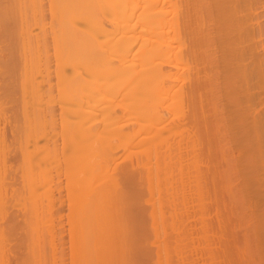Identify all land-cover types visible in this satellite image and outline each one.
<instances>
[{
    "label": "bare ground",
    "instance_id": "1",
    "mask_svg": "<svg viewBox=\"0 0 264 264\" xmlns=\"http://www.w3.org/2000/svg\"><path fill=\"white\" fill-rule=\"evenodd\" d=\"M2 25L13 38L0 69L18 71L14 84L4 74L19 91L12 116L39 140L59 123L71 144V264H130L145 226L124 179L146 191L155 264H172L179 207L189 216L191 189L197 204L207 186L217 264H264V0H1L5 37ZM1 93L3 115L13 102ZM26 139L19 153L39 142Z\"/></svg>",
    "mask_w": 264,
    "mask_h": 264
},
{
    "label": "rangeland",
    "instance_id": "2",
    "mask_svg": "<svg viewBox=\"0 0 264 264\" xmlns=\"http://www.w3.org/2000/svg\"><path fill=\"white\" fill-rule=\"evenodd\" d=\"M0 2H1V0H0ZM10 23L11 22H9V24ZM5 24L7 26L6 28H8V29L10 27H12L11 24H13V26H14V22H12L10 24L11 26L8 23H5ZM17 24L18 23H16L15 26ZM3 26L5 27V25H2V30H4L5 32L3 31L2 33H5L6 35L8 34L10 36L11 33L13 34L15 32V28H14L15 26L12 27V29L14 28L13 32H12V30L10 31V29H9V31L11 33L6 32L7 29L6 28L3 29L4 28ZM16 30H18V32H19V28L18 29L16 28ZM18 32H15V33L18 34ZM15 33L13 36H16V38H17V34L15 35ZM6 35H5V37H3V34L1 35V32H0V40L2 41L4 38H6L5 40L2 41V43L0 41V43H1L0 48L2 49V47H3V49H2L3 51L0 49V52H2L0 55V64L4 63V61H2V59L3 60H4V58L7 59V55H8L7 50L9 51V49L11 48L10 47L11 42H9V40H11V38H13V37L10 36L11 37L10 38L8 35L7 36ZM14 40H16V39H14ZM4 43H5V45H4ZM6 45H8L9 49L7 48ZM1 57H2V59H1ZM11 70L13 72V74H11L12 76L10 75V73H12ZM11 70H10L9 75H8V73H5V72L3 73V71L0 69V75H1L0 83L1 82L3 83V80L7 79L3 84L4 86L0 85L1 86L0 88L2 90V91L0 90V92H2L1 94L4 93V95H2V96L5 97V98L2 97V99L4 101L3 103H5V105H6L7 101H8L7 102L8 104H9V102L10 103L13 102L12 105L10 104L11 106H9V107H8V105L7 106L3 105V106H5L3 108L6 109L8 111V113L4 109H3V111H4L3 115H2V112L0 113L1 119L4 121L2 124V121L0 119V124L2 125V126L0 125L1 126L0 131L1 130L3 131V134H2L3 137L1 135V138H0L3 141V142L0 141L1 142L0 154H2V156H0L1 157L0 158V161H1L0 165L1 164L3 165V168L0 169V189H1L0 193H2V194H0V264H71V223H70L71 222V202H70L71 201V176H70L71 175V165H70L71 164V156H70L71 155V153H70L71 152V144L70 145H64V146H67V149H65V150H68V148H70L69 151H65L64 147H63V143H65L64 139H66V137L64 136L65 137L64 138L63 135H66L64 133L66 131L62 130V129H60V127H58L60 125L59 123H57L59 125L56 124V126H55L57 128H54L55 124L51 125L53 127H50L49 126L50 124L49 125L45 124L42 127L47 128L49 126L50 128H53V129L50 130L48 128L45 132V131H43L45 128L41 127L42 129H39V130H41V133L44 132V134H46L48 132L46 136H49V137H50V135H48V134L50 132L54 133V134L50 133L52 138H53V140H51L52 138L50 140L53 142H55V141L57 142V143L56 142L54 143L55 147L52 146L53 143L51 141H49V138L46 137L48 139V141L45 142L47 139L45 140L43 137H41L43 139L39 140L40 136L38 137V135H37L36 137L39 141L37 144L40 147L37 144H36V146H30V147L28 146L29 149L26 148L27 146H24V148L26 149V150L24 149L25 151L23 150L24 153L22 151H21V153H19L18 148L20 145L23 146L22 141L27 140L26 138H30V140H28L29 141L28 145H32V144L34 145V140H35L34 138H36L34 135H36L35 132L37 130L34 128L33 125H30L36 131L33 130L34 133L32 134V129H33L32 128L31 133L29 132L30 133L29 134L28 131H30V130L26 129L27 131L24 133L25 134L27 133L29 137H27V136L23 137L22 136V135H24V133H22L23 131H21V130L24 129V131H25V128H27V124L25 123L26 127L24 128V126L22 125L21 122H19L21 126L17 122L18 120H20L19 119L20 116L17 117L18 120H17V118H15L18 115V110L17 111H15V110L18 108L20 110L19 106L15 107V105H13V104L20 105L18 103L19 102V99H18L19 98V91L17 92V86H16V83L18 80V71L15 68H13ZM4 74H7L9 80L12 77L11 78L12 84H14L13 78L16 79V83H15L16 90H15V88L12 89V86L14 87V85L9 83L8 78H6V76ZM2 76H4V79L2 78ZM1 79H2V81H1ZM11 80H10V82H11ZM7 82H8V84H7L8 89H6L7 87L5 85V83H7ZM2 87L5 90L2 89ZM6 91L8 93L7 95L5 94ZM11 91L14 94H12ZM8 95H11L12 98H11V96H8ZM13 96H14V98H13ZM0 97H1V95H0ZM7 98L9 100L10 99L11 100L9 101V100H7ZM12 99L15 100V102H17V103L12 101ZM10 108H12V109H10ZM9 112L11 114H9ZM15 112L17 114H15ZM4 114H7V115H4ZM12 115L15 117H13ZM19 115H20V113H19ZM4 117L6 119H3ZM13 118H14V120L12 121ZM9 120L12 121L13 123L10 122ZM16 122H17V124H15ZM10 124L11 125L15 124V125L10 126ZM31 124H33V123H31ZM30 126H28V127L30 128ZM35 126H38V125H35ZM15 127H16V129L18 128L17 131L18 130L21 131V132L18 131V133H17L18 135L14 134L17 132ZM67 127L68 126H66V130H67ZM13 128H14L15 132H11ZM70 128H71V126H70ZM3 129L6 131H4ZM56 129H58L59 131L58 130L56 131ZM60 130H62V131H60ZM2 131L0 133H2ZM55 132H57V133H55ZM59 132H60V134H62V133L63 134L60 135ZM4 134H5V136H4ZM37 134L43 135V134H40V131ZM56 134L57 135L59 134V135L57 136ZM12 135L14 138H17V141H15L16 139L14 140V138L12 139ZM70 135H71V133H70ZM60 136H62L63 141L60 139ZM67 136H69V134H67ZM21 137L23 138V140ZM55 137H57L56 140H55ZM70 137H67L69 141H70ZM20 138L22 141L19 140ZM31 139L32 140L34 139V140L31 141ZM59 140L61 141V143ZM26 143H28V142L24 141V145H26ZM18 144H20V145H18ZM44 144H45V146H44ZM56 144H58V145L56 146ZM66 144H67V142H66ZM8 146H10V147H8ZM12 147H14V148H12ZM51 147L53 148V150L55 149L57 151L53 152ZM16 148H17V150H15ZM22 148L20 150H22ZM41 148L42 149L46 148L47 151L43 152L45 149L42 150ZM12 149L14 150V153H13ZM38 150L40 153L38 152ZM15 151H18L19 154L23 153V155L25 154L26 156H24V158H22L21 157L22 155L21 156L18 155V153ZM36 151H37V153H36ZM64 152L66 153L65 156H63ZM67 152H69L70 154H67ZM27 153H29V154H27ZM42 153H43V156H40V155H42ZM51 153H53V154H51ZM55 153H56V155H55ZM54 155H55V157H54ZM39 156H40V159H39ZM61 157L64 160H62ZM5 158H6V160H5ZM41 158H43V159L46 158L47 163H46L45 159L42 161ZM60 159H61V161H60ZM3 161L5 164L2 163ZM23 161H25V162H23ZM36 161H38L40 163H38V162L36 163ZM54 162H55V164L52 165V163H54ZM66 163L68 164L70 171L65 170V168L68 169V166ZM31 164H32V167H31ZM36 164L37 165L41 164V166L40 167H39V165L36 166ZM44 165H46L47 167L46 166L44 167ZM1 167L2 166H0V168ZM33 168H34V171H32ZM35 168H37V169H35ZM41 168H43L45 170V171L43 170V173L47 172L45 174H43L41 172V174H43V178H42L41 174H40L41 177L39 176L40 171H42ZM51 168H52V170H51ZM37 170L39 171V173H38V175H35ZM192 170L193 169L191 168L190 172ZM28 172L30 174H32V177L34 178V179L33 178L32 179H33V181L35 180V182L30 181L31 179L30 180L28 179V177L31 176V175H29ZM48 174L50 177L47 176ZM56 175H58V176H56ZM24 176H26L27 179L26 178L25 179L28 180V181H26V183L28 182V184H29L31 182V184H30L31 186L30 185L27 186L25 181H23V180L20 181L22 179V177H24ZM36 176L38 178L40 177L39 180H41V181H37L38 178H36ZM4 177H6V178H4ZM67 177H68V179H67ZM55 178H56V180H55ZM11 179L12 180L15 179V180L12 181ZM42 180H44V181L42 182ZM50 181H52V182H50ZM58 182L61 184H59ZM35 183L37 184V186L38 185H40V186L37 187ZM57 183H58V185H57ZM32 184H34V185H32ZM123 186H124L123 191L125 193H127L126 196L131 195L132 198L135 197V198L139 199V200L137 199L139 201V203L137 201L138 205L136 206L135 212H133V214H135L134 216H137L136 220H139L145 226V229H144L145 232L139 230V227L136 226L137 233H138V235H137L138 241H137V244L134 243L133 247L128 248L129 254L127 253V255H130L129 256L130 264H133L134 261H135V264H155L154 247L150 244V241L152 240V232L149 228L148 216L146 218V215H145V213L149 210V205L145 201L147 198L146 191H144L143 189L141 190V188H139L140 189L139 190L137 188L131 187L129 184H127V181L125 179L123 180ZM174 187L178 188L177 192L181 196L182 188L177 186V185H174ZM40 191H42V192H40ZM128 192H129V194H128ZM212 192L213 191L211 190V187L208 188V186H207V189H205V187H204L203 188V199L196 204L195 199H194V191H192V189H191L190 194H191V198L193 199V201L190 204L191 209H190L189 216H185L184 214H182L181 208L179 207V210H180L179 221L181 223V231L180 232H181L182 239L177 243H173V240L170 239V237H169V239L166 240L167 246L170 245V247H168V248L173 247L172 248L173 250H171V249L169 250L171 257H173L172 258V260H173L172 264H178L177 262H179V264H181L182 262L184 264H217V262H216L217 261V251H218L217 250V244H216L217 226H216V219H215V205H214V201H213ZM68 193H70V194H68ZM192 194H193V196H192ZM132 198H130V199H132ZM32 203H34V204H32ZM33 207H34V209H33ZM36 210H38V211H36ZM48 210H49V212H48ZM6 211H7V213H6ZM43 215H45V216H43ZM43 223H45V224H43ZM146 228H147V230H146ZM148 231H150L151 234H149ZM169 232H170V230L167 233L169 234ZM40 245L43 246L44 249L40 250V248H39V247H41ZM175 246H177V249L175 248ZM181 253H182V255H181ZM180 257H181V259H180ZM218 257H219V255H218ZM180 261H182V262H180Z\"/></svg>",
    "mask_w": 264,
    "mask_h": 264
}]
</instances>
